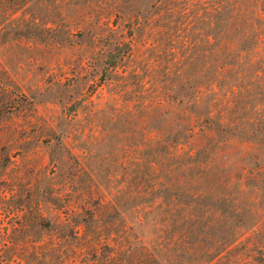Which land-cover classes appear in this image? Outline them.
<instances>
[{
  "label": "rangeland",
  "instance_id": "1",
  "mask_svg": "<svg viewBox=\"0 0 264 264\" xmlns=\"http://www.w3.org/2000/svg\"><path fill=\"white\" fill-rule=\"evenodd\" d=\"M0 264H264V0H0Z\"/></svg>",
  "mask_w": 264,
  "mask_h": 264
},
{
  "label": "trees",
  "instance_id": "2",
  "mask_svg": "<svg viewBox=\"0 0 264 264\" xmlns=\"http://www.w3.org/2000/svg\"><path fill=\"white\" fill-rule=\"evenodd\" d=\"M118 51L121 52L120 48L117 47V52L115 51L112 55L109 56V58L111 59V58L117 57V56H118ZM122 56H123V55H121V56L119 55L118 58H122ZM110 67H113V68H114L115 65L112 64ZM202 121L205 122V120H203V119H202ZM190 126H191V125H190ZM195 126H196V124H195ZM188 130L191 131V132L193 133V130H194V129H193V127L191 126V127L188 128ZM201 130H204V128L202 127ZM189 137H191V136H189Z\"/></svg>",
  "mask_w": 264,
  "mask_h": 264
}]
</instances>
